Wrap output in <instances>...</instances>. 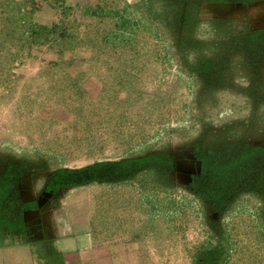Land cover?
Listing matches in <instances>:
<instances>
[{
  "label": "rangeland",
  "instance_id": "obj_1",
  "mask_svg": "<svg viewBox=\"0 0 264 264\" xmlns=\"http://www.w3.org/2000/svg\"><path fill=\"white\" fill-rule=\"evenodd\" d=\"M85 1L0 0V178L85 195L100 264H264V0Z\"/></svg>",
  "mask_w": 264,
  "mask_h": 264
},
{
  "label": "crops",
  "instance_id": "obj_2",
  "mask_svg": "<svg viewBox=\"0 0 264 264\" xmlns=\"http://www.w3.org/2000/svg\"><path fill=\"white\" fill-rule=\"evenodd\" d=\"M81 1L86 2L51 0V5L62 2L78 7ZM89 1L91 13L99 1ZM22 179L20 182V178L7 175L0 178V217L11 219L0 222V264L102 263L91 229L85 228L90 220L86 217L93 213L86 211L85 195L41 185L33 174ZM21 219L23 225L18 226Z\"/></svg>",
  "mask_w": 264,
  "mask_h": 264
}]
</instances>
